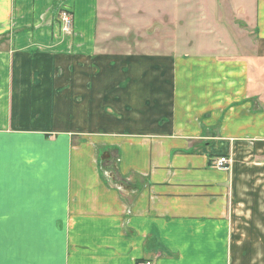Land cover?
Instances as JSON below:
<instances>
[{"label": "crops", "instance_id": "obj_1", "mask_svg": "<svg viewBox=\"0 0 264 264\" xmlns=\"http://www.w3.org/2000/svg\"><path fill=\"white\" fill-rule=\"evenodd\" d=\"M97 1L0 0V264H264L263 57L104 52Z\"/></svg>", "mask_w": 264, "mask_h": 264}, {"label": "rangeland", "instance_id": "obj_2", "mask_svg": "<svg viewBox=\"0 0 264 264\" xmlns=\"http://www.w3.org/2000/svg\"><path fill=\"white\" fill-rule=\"evenodd\" d=\"M256 2L98 0V48L104 52L155 56L187 53L231 63L243 57L252 61L256 56H262L264 61V39L259 41ZM64 12L72 15V25L68 30L62 19ZM56 17L63 33L74 30V13L71 10L60 8ZM260 28L264 29L261 25ZM260 47L263 53L258 55Z\"/></svg>", "mask_w": 264, "mask_h": 264}, {"label": "built area", "instance_id": "obj_3", "mask_svg": "<svg viewBox=\"0 0 264 264\" xmlns=\"http://www.w3.org/2000/svg\"><path fill=\"white\" fill-rule=\"evenodd\" d=\"M62 19H63V23H64L66 30L71 28L72 15L69 12H64ZM229 163H230L229 159H227L226 157H222V158H219L215 161V167L217 169H220V170H228L229 169ZM141 264H146V263H141Z\"/></svg>", "mask_w": 264, "mask_h": 264}]
</instances>
